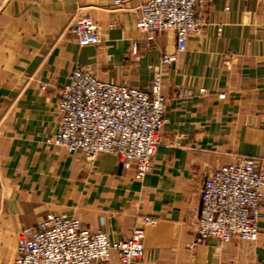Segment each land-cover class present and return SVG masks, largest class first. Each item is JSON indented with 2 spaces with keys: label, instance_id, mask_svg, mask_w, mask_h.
<instances>
[{
  "label": "crops",
  "instance_id": "1",
  "mask_svg": "<svg viewBox=\"0 0 264 264\" xmlns=\"http://www.w3.org/2000/svg\"><path fill=\"white\" fill-rule=\"evenodd\" d=\"M143 1L0 0V264H15L18 232L48 212L111 241L129 237L140 217L156 218L134 264H264V198L255 242L188 247L206 176L241 158L264 170V0L206 2L183 51L172 31L137 29ZM82 15L95 22L98 43L80 45L70 31ZM75 67L142 89L160 70L166 120L143 179L112 153L88 160L45 142L58 130L59 91Z\"/></svg>",
  "mask_w": 264,
  "mask_h": 264
},
{
  "label": "built area",
  "instance_id": "2",
  "mask_svg": "<svg viewBox=\"0 0 264 264\" xmlns=\"http://www.w3.org/2000/svg\"><path fill=\"white\" fill-rule=\"evenodd\" d=\"M209 1L145 0L137 8L135 25L146 32H174L176 49L183 51L189 35L199 29L197 10ZM114 4L121 6L122 2L114 0ZM69 29L80 45L99 42L97 26L89 16H79ZM172 60L173 55H162V62ZM224 63L229 65L228 57ZM56 108L59 126L45 138L47 144L81 152L88 160L112 153L121 166L134 165L136 179L150 172L166 120L159 69L153 71L149 87L142 89L104 81L75 67L59 91ZM263 189L264 170L250 158L210 172L200 189L195 236L188 247L193 249L210 239L255 242ZM156 221L142 216L129 237L111 241L105 231L91 230L75 217L48 212L37 226L18 232L15 264H109L112 254L117 256V264H134L143 258L145 226Z\"/></svg>",
  "mask_w": 264,
  "mask_h": 264
}]
</instances>
